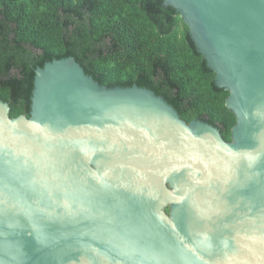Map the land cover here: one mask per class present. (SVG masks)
I'll return each mask as SVG.
<instances>
[{"label": "water", "instance_id": "1", "mask_svg": "<svg viewBox=\"0 0 264 264\" xmlns=\"http://www.w3.org/2000/svg\"><path fill=\"white\" fill-rule=\"evenodd\" d=\"M235 115L231 141L73 57L0 101V264H264V0H162ZM168 209V212H166Z\"/></svg>", "mask_w": 264, "mask_h": 264}, {"label": "trees", "instance_id": "2", "mask_svg": "<svg viewBox=\"0 0 264 264\" xmlns=\"http://www.w3.org/2000/svg\"><path fill=\"white\" fill-rule=\"evenodd\" d=\"M66 57L99 85L150 89L186 123L201 120L231 141L229 92L162 0H0V101L10 118L29 117L34 70Z\"/></svg>", "mask_w": 264, "mask_h": 264}, {"label": "flooded vegetation", "instance_id": "3", "mask_svg": "<svg viewBox=\"0 0 264 264\" xmlns=\"http://www.w3.org/2000/svg\"><path fill=\"white\" fill-rule=\"evenodd\" d=\"M26 47H29L28 45H26ZM31 50H33V49H31ZM34 53H36V50L34 51Z\"/></svg>", "mask_w": 264, "mask_h": 264}]
</instances>
